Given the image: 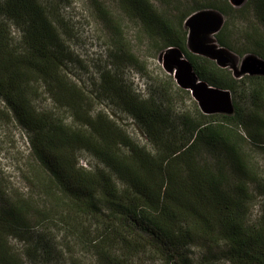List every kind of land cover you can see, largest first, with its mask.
Here are the masks:
<instances>
[{
  "label": "trees",
  "instance_id": "obj_1",
  "mask_svg": "<svg viewBox=\"0 0 264 264\" xmlns=\"http://www.w3.org/2000/svg\"><path fill=\"white\" fill-rule=\"evenodd\" d=\"M117 2L125 16L140 22L152 45L159 50L180 48L199 79L230 92L246 83L252 108L241 113L234 103L235 113L219 118L185 112L176 131L151 86L142 97L143 92L123 84V76L102 71L99 85L141 123L152 145L148 149L133 140L114 116L102 110L92 116L86 108L83 90L62 69L58 20L44 3L0 0V100L6 119L23 129L37 164L25 176L31 190L28 196L6 193L0 187V264H56L59 259L57 264H137L134 259L140 252L154 255L162 264H212L213 249L220 242L225 248L218 257L232 264H264V210L255 219L250 215L255 192L264 190V175L250 164L242 150L246 135L237 129L245 123L250 138L260 134L264 138L260 109L264 76L236 78L228 68L190 52L183 27L186 17L202 8L248 16L255 21L249 34L251 51L264 59V0H246L239 8L227 0L196 1L177 7L176 16L159 10L154 0ZM98 17L113 22L111 27L116 29L108 11L98 9ZM8 21L20 31L17 41ZM226 32L224 22L213 38L218 45L230 47ZM114 34L109 56L136 62L121 34ZM39 79L54 103L71 110L73 126L33 104L29 83ZM201 150L213 159L202 160ZM80 151L93 156L96 165H79ZM113 176L124 186L117 187ZM103 204L108 212L100 219ZM82 217L92 219L84 223ZM57 221L75 236L76 244H65L64 256L53 258V247L38 244L41 225ZM197 242L204 253L194 261L188 248Z\"/></svg>",
  "mask_w": 264,
  "mask_h": 264
},
{
  "label": "rangeland",
  "instance_id": "obj_2",
  "mask_svg": "<svg viewBox=\"0 0 264 264\" xmlns=\"http://www.w3.org/2000/svg\"><path fill=\"white\" fill-rule=\"evenodd\" d=\"M39 1H42L52 17L58 20L56 25L61 35V45L58 54H61V64L64 65L62 69L67 74V78L73 82H77L83 90V94L86 96L87 101L86 108L90 109L92 116L99 110L110 114V116H114L113 119L116 120L120 127L127 130L129 136L133 140L137 141L140 145H145L148 149L152 147L148 135L142 130L141 123L133 118L129 112L124 111L113 95H105L104 88L99 85L100 83L97 78L102 71L106 70H109L112 75L123 76V84L127 87L131 85L134 89L143 92L144 95L142 97H145L147 88L151 86L150 92L155 93L158 98V103L163 107V112L168 115V122L175 127L176 131L180 130V115L182 113L187 112L195 116L198 111L202 112L198 103L192 97L191 91L187 89L186 91L179 87L173 75L166 71L161 61H159V55L166 48L159 50L157 45H152V42H150L145 32L141 30L140 22L125 16L121 12L117 0ZM196 1L205 2L206 0H154V3L159 10H164L167 15L171 14L172 16H176L178 12H176L175 9L177 7L182 8L183 6H189ZM227 1L231 4L230 0ZM245 1L239 6L231 5L239 8ZM101 8L108 11L116 20V29L111 27L113 22L107 24L98 17V9ZM212 10L220 12L216 9ZM221 14L224 17V22H226V33L231 42L230 47H225L229 52L231 63L229 66L221 68H228L231 74L236 78L245 74L248 75L247 73H243L240 76L234 75L233 67L239 69L243 59L248 56L261 58L251 51L252 45L249 34L250 27L255 24V21H252L248 16H238L237 14L226 16L223 13ZM8 23L12 37L17 41L20 37V31L11 21H8ZM183 27L187 30L184 22ZM114 33H120L121 37L128 43L130 47L129 50L136 58V62L122 61L118 58L115 60V58L109 56V51L112 50V39L115 37ZM114 48L118 50L116 45ZM245 84L240 90L230 92L232 106H234V103H237L241 113L249 112L252 108L247 95L249 87L245 86ZM210 86L216 87L213 85ZM29 87L33 90L32 92H34V95L31 92L32 97H35L33 104L40 109H48L58 114L64 119L66 124L73 126L71 121V110L64 105L62 106L53 102L46 91L47 89L42 79L32 81L29 83ZM3 106L4 104L0 100V187L4 189L6 193L16 192L23 196H28L31 190L25 176L28 168L35 170L37 169V164L30 154L29 143L27 142L23 129L19 125L13 124L9 119H6L4 116L5 108ZM262 106L260 109L264 111V106ZM260 109L259 112L261 113ZM202 113L207 116L217 115L219 118L220 114L233 115L235 113V108L233 107L231 113L222 111ZM247 126L248 125L244 123L237 127L240 134L243 136L246 135V141L242 143V150L251 160L250 164L261 176H263L264 147L262 145L264 144L261 142V139L264 138L261 137L262 134L255 139L250 138L246 134ZM262 129L261 133H264V128ZM200 156H202V160L208 161L213 159V155L206 150H201V152H199V157ZM78 157L79 165L86 168L94 166L97 163L93 156L84 151H80ZM112 181L117 187L121 188V186H124V183L119 181L115 176H113ZM251 204L252 211L250 215L252 219H255L260 212L264 210V190H257L255 192ZM99 208L103 212H100V219H103L106 217L103 214H107L108 212L107 208L104 204L99 206ZM84 217H82L84 223H89L92 219L91 217ZM96 223L97 222L94 224ZM94 228L95 226H91V229ZM66 230L67 228L65 225L58 221L57 224L47 223L41 225L38 246L42 244L50 249L53 247L54 249L52 253H50L53 258L54 254L55 256L59 255V258L61 255L64 256L63 250L66 247L65 244L69 243L71 246L73 242L75 243V236L71 235L70 231L68 235ZM75 244L73 245L74 250H76L78 246ZM199 244V242L196 244L190 243V247L188 248V254L194 261L201 259L204 253L202 251L203 249L199 247ZM20 246L22 247L24 244ZM224 248L225 245L221 242L216 244L213 249V251L216 252V254H213L215 258L209 263L232 264L227 258L217 256L220 252L219 250H224ZM76 251L80 253L79 250ZM87 256H89V254H87ZM134 261L137 262V264H162L154 255L143 252H140ZM58 262H61L60 259L57 263Z\"/></svg>",
  "mask_w": 264,
  "mask_h": 264
},
{
  "label": "water",
  "instance_id": "obj_3",
  "mask_svg": "<svg viewBox=\"0 0 264 264\" xmlns=\"http://www.w3.org/2000/svg\"><path fill=\"white\" fill-rule=\"evenodd\" d=\"M245 0H230L233 6L241 5ZM223 15L212 9H199L189 14L184 25L187 27V48L194 54L203 55L220 67H227L231 63L229 52L225 47L214 41V34L222 27ZM164 69L173 75L177 85L191 91L192 97L198 103L202 112L210 113L222 111L231 113L233 110L230 91L211 87L204 80L198 78L191 62L178 47L170 46L160 55ZM232 67V66H231ZM234 75L243 73L264 76V59L245 57L240 68H234Z\"/></svg>",
  "mask_w": 264,
  "mask_h": 264
}]
</instances>
